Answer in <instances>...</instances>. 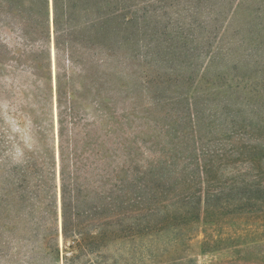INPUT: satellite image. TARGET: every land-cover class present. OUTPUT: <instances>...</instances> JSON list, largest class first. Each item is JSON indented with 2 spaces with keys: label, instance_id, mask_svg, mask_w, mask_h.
Instances as JSON below:
<instances>
[{
  "label": "rangeland",
  "instance_id": "rangeland-1",
  "mask_svg": "<svg viewBox=\"0 0 264 264\" xmlns=\"http://www.w3.org/2000/svg\"><path fill=\"white\" fill-rule=\"evenodd\" d=\"M49 1L50 69L44 38L0 4V264H264V0H105L119 21L95 57L86 6L58 69ZM59 120L79 185L101 149L131 192L140 173V239L64 251ZM200 202L199 221H162Z\"/></svg>",
  "mask_w": 264,
  "mask_h": 264
},
{
  "label": "trees",
  "instance_id": "trees-1",
  "mask_svg": "<svg viewBox=\"0 0 264 264\" xmlns=\"http://www.w3.org/2000/svg\"><path fill=\"white\" fill-rule=\"evenodd\" d=\"M0 4L3 8L9 10L11 16L20 20L22 32H25L26 27L29 26L28 30L31 31L32 35L34 33L40 40L44 38V46L42 45L43 43L40 42L37 44L40 46L35 49H40L42 47L46 48V54L49 59L48 67L50 69V1L0 0ZM108 5V2L105 0H93L91 3H88L87 0H52L57 69L59 68V63H61V57H63L67 67L73 64L71 56L75 52V48L72 44V40L75 38V34L82 31L77 19L79 18L80 20L81 13H83L86 6L90 7V12L92 14L90 24L92 30L91 42H93L92 50H95V54L92 55L94 57L96 55L101 56L107 49V44L110 42L109 39L113 32V24L118 25L114 22L117 18L114 20V15L106 11ZM24 17H27V19ZM124 24H129V21ZM25 33L24 37H28L29 32L27 31ZM94 40L97 41L96 44ZM66 45H69V48H65ZM98 64H100V62H94L95 66H98ZM45 65L46 63L44 67ZM57 95L59 115H61V110L64 109V106L62 107L61 105L65 100V98L62 100V97L63 95L67 97L68 94L61 84L60 77L57 79ZM66 109H68V114L70 113L68 117L72 120L74 104L69 102V106H67ZM64 116H66V114ZM73 125L74 123H71L69 126ZM63 127H66V124L59 120V138H61L62 142L64 137ZM62 144L60 152V180L62 236L66 246L64 251L74 256L83 251L84 248L93 244H98V247L103 248L108 242L140 239L145 234L144 225L146 221L144 220V213L152 209H147L144 206L142 195L140 196V192L143 191V189L136 185L137 182L139 183L140 173L136 172L130 181V185L132 184L136 190L131 192L126 187V182L121 179L118 173L125 172V162L121 161L116 165L114 157L106 155L101 149V154L98 155L97 158L102 168H94L93 176L90 179L91 182H87V186L79 185L76 140L71 136H69V139L67 138V144L70 146L69 151H71L69 158L65 157L64 142ZM93 155L94 153L90 154V156ZM262 160V158H253V161H257L259 164ZM112 176H114V178ZM92 185L94 186L93 189ZM83 192H87V195H84ZM80 196L90 199V202H88L89 209L86 210L85 214L80 213ZM160 203L161 201H155L151 207H155L156 209V207H158L157 205ZM200 205L201 202L196 208L197 204H195L194 208L180 214V216L176 214L172 216L166 215V218L162 221H179L182 224H193L200 220ZM84 215L85 220L87 218L88 221L92 219L91 221L95 226V228H93L95 230L92 229L86 237H84L81 232L82 222L80 219L81 216ZM84 242L87 243V245H85L86 247L84 246Z\"/></svg>",
  "mask_w": 264,
  "mask_h": 264
}]
</instances>
